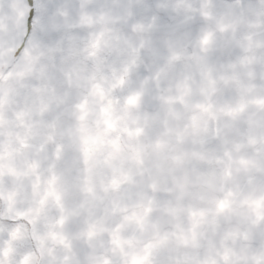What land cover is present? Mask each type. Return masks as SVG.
I'll return each instance as SVG.
<instances>
[{"label":"clouds","instance_id":"obj_1","mask_svg":"<svg viewBox=\"0 0 264 264\" xmlns=\"http://www.w3.org/2000/svg\"><path fill=\"white\" fill-rule=\"evenodd\" d=\"M0 264H264V0H0Z\"/></svg>","mask_w":264,"mask_h":264}]
</instances>
